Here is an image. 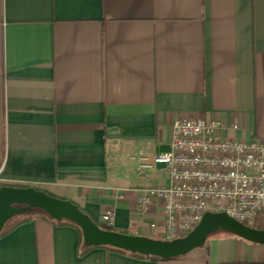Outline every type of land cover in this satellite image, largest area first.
<instances>
[{
	"label": "crops",
	"instance_id": "1",
	"mask_svg": "<svg viewBox=\"0 0 264 264\" xmlns=\"http://www.w3.org/2000/svg\"><path fill=\"white\" fill-rule=\"evenodd\" d=\"M177 118L264 141V0H0V188L70 201L100 226L113 210L114 231L154 238L161 206L143 212L137 194L169 178L138 177L137 158L170 151ZM9 228L0 264H264V245L224 231L141 259L86 250L41 211Z\"/></svg>",
	"mask_w": 264,
	"mask_h": 264
},
{
	"label": "built area",
	"instance_id": "2",
	"mask_svg": "<svg viewBox=\"0 0 264 264\" xmlns=\"http://www.w3.org/2000/svg\"><path fill=\"white\" fill-rule=\"evenodd\" d=\"M221 128L216 118H177L170 151L137 158L138 177L161 167L169 178L168 185L144 187L137 194L139 210L161 206L162 223H149L155 239L185 237L207 213H225L250 227L264 214V141L220 139ZM113 217V210L106 211L103 226L112 228Z\"/></svg>",
	"mask_w": 264,
	"mask_h": 264
},
{
	"label": "water",
	"instance_id": "3",
	"mask_svg": "<svg viewBox=\"0 0 264 264\" xmlns=\"http://www.w3.org/2000/svg\"><path fill=\"white\" fill-rule=\"evenodd\" d=\"M31 210H39L51 220L67 221L76 225L81 230L86 247H111L145 257L170 259L186 255L202 247L208 236L218 230L264 245V231L243 225L225 213H207L185 237L164 241L105 230L70 201L55 198L36 189L14 187L0 188V234L10 219Z\"/></svg>",
	"mask_w": 264,
	"mask_h": 264
},
{
	"label": "trees",
	"instance_id": "4",
	"mask_svg": "<svg viewBox=\"0 0 264 264\" xmlns=\"http://www.w3.org/2000/svg\"><path fill=\"white\" fill-rule=\"evenodd\" d=\"M45 217L50 219L46 214H45ZM51 221H53V222H55L57 224H60V225H71V226L75 227L78 230L79 235H80V240L83 243L81 230L76 225H74V224H72L70 222H67V221H60V222H57V221H54V220H51ZM99 227H101V228H103L105 230L114 231L112 228H108V227H104V226H100V225H99ZM252 227L255 228V229L264 231V214L259 215V217L256 219V221H255V223H254V225ZM11 228H13V227H11ZM11 228L3 230L2 233L0 234V236L4 235ZM85 248H86V250H90L93 247H85ZM106 248H108V249H110L112 251L124 254V255H129V256H133V257H137V258H141V259H157L155 257H145V256L138 255V254H132V253H129V252H126V251H123V250H118V249L111 248V247H106Z\"/></svg>",
	"mask_w": 264,
	"mask_h": 264
},
{
	"label": "rangeland",
	"instance_id": "5",
	"mask_svg": "<svg viewBox=\"0 0 264 264\" xmlns=\"http://www.w3.org/2000/svg\"><path fill=\"white\" fill-rule=\"evenodd\" d=\"M36 212H40L39 210H31V211H29V212H26V213H24V214H21V215H17V216H15V217H13L12 219H10L7 223H6V225H5V227H4V229L5 228H7L14 220H16L18 217H22V216H26V215H31V214H33V213H36ZM215 233H222V231L221 230H218V231H216V232H213V233H211L209 236H208V238L209 237H211L213 234H215ZM157 239H161V238H157Z\"/></svg>",
	"mask_w": 264,
	"mask_h": 264
}]
</instances>
